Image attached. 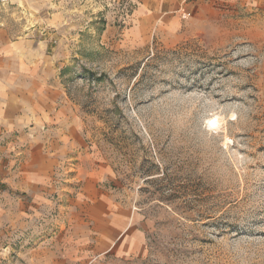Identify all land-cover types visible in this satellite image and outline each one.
Listing matches in <instances>:
<instances>
[{
  "label": "rangeland",
  "instance_id": "1",
  "mask_svg": "<svg viewBox=\"0 0 264 264\" xmlns=\"http://www.w3.org/2000/svg\"><path fill=\"white\" fill-rule=\"evenodd\" d=\"M138 1L0 0L2 39L43 54L77 137L57 204L10 247L46 243L65 199L97 189L143 244L86 264H264V0H187L156 19Z\"/></svg>",
  "mask_w": 264,
  "mask_h": 264
},
{
  "label": "crops",
  "instance_id": "2",
  "mask_svg": "<svg viewBox=\"0 0 264 264\" xmlns=\"http://www.w3.org/2000/svg\"><path fill=\"white\" fill-rule=\"evenodd\" d=\"M138 3L147 7L152 19L158 13L162 18L176 12L177 7H193V1L187 0ZM177 20L172 15L170 26ZM1 36L0 140L5 137L8 141H0V259L6 260L3 264H86L110 254L120 259L124 255L133 257L143 244L136 216L97 189L83 191V199H65L70 209L67 206L62 216L68 224L58 226L56 222L54 237L46 243L32 248L23 247L24 243L17 249L10 247L8 236L13 232L23 235L57 204L56 167L65 157L68 159L62 162L69 169L67 156L77 137L68 125L70 117L62 114L64 106L59 103L57 86L44 78L47 67L43 54ZM10 152L19 155L16 164L3 159ZM89 180L97 181L92 177ZM12 253L15 255L10 257Z\"/></svg>",
  "mask_w": 264,
  "mask_h": 264
}]
</instances>
